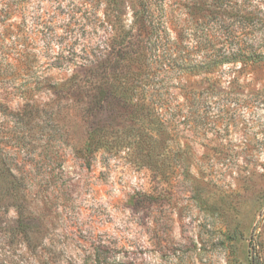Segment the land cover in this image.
Instances as JSON below:
<instances>
[{
    "label": "rangeland",
    "instance_id": "374dc122",
    "mask_svg": "<svg viewBox=\"0 0 264 264\" xmlns=\"http://www.w3.org/2000/svg\"><path fill=\"white\" fill-rule=\"evenodd\" d=\"M167 1L0 0V264H264V61Z\"/></svg>",
    "mask_w": 264,
    "mask_h": 264
},
{
    "label": "trees",
    "instance_id": "16d2710c",
    "mask_svg": "<svg viewBox=\"0 0 264 264\" xmlns=\"http://www.w3.org/2000/svg\"><path fill=\"white\" fill-rule=\"evenodd\" d=\"M109 1L112 2V0ZM138 2L140 8L137 10V15L143 19L141 23L143 32H147L151 38H156L155 45L158 33L162 31L161 24L166 25L169 6L172 7V5H169L167 0H138ZM183 7L190 11H199L202 16L207 17L210 30L207 33L208 38L211 40L217 38L218 43H212L213 46L219 44L224 49L220 53H217V50L209 53L208 68L212 69L226 62L264 61V4L259 0H194L185 1ZM142 51L141 48L134 49L123 59V62L138 59L141 57L139 55L143 54ZM96 85L99 91L109 93L110 88L114 86L113 79L108 74L105 80L101 78ZM109 95L112 96L111 93ZM125 103L128 104L131 101L126 99ZM96 123L99 128L92 129V137L88 145L90 150L93 149L95 139H101L99 134L110 128L109 125H105L106 121L98 120ZM148 137L154 139L153 135Z\"/></svg>",
    "mask_w": 264,
    "mask_h": 264
}]
</instances>
